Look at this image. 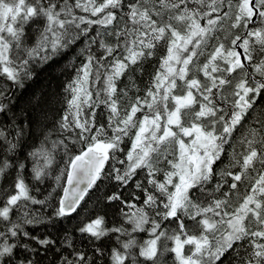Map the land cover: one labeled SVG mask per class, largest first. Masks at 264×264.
<instances>
[{
	"label": "snow or ice",
	"instance_id": "1",
	"mask_svg": "<svg viewBox=\"0 0 264 264\" xmlns=\"http://www.w3.org/2000/svg\"><path fill=\"white\" fill-rule=\"evenodd\" d=\"M0 79V264H264V0H0Z\"/></svg>",
	"mask_w": 264,
	"mask_h": 264
},
{
	"label": "trees",
	"instance_id": "2",
	"mask_svg": "<svg viewBox=\"0 0 264 264\" xmlns=\"http://www.w3.org/2000/svg\"><path fill=\"white\" fill-rule=\"evenodd\" d=\"M34 37H35V34H34ZM162 54L163 52L158 53L157 57ZM157 57L153 58V62L156 61ZM200 59L203 60L204 57H201ZM80 63H81V58L79 56L70 55L69 57L59 61L58 63H54L50 67H47L45 71H42L40 73V75L35 79V81L29 82L31 83L32 87L36 90L37 93L44 91V92H50V93L57 94L54 100V104H53V117H55L57 112L62 113L63 110L67 107V102L64 99V97H66L68 94L64 92V86L75 78L76 69L80 66ZM145 69H146L145 74H143L142 77H139L136 81L141 91L139 93H136L135 89H133L129 91V96H133L137 94L143 95V89L146 87L145 81L149 79L148 73H151L153 70L151 67V64H146ZM3 83L4 81L0 79V85H2ZM125 83H127V81H124L122 79L120 82V87H123ZM100 88H102V84H96L94 85L92 90L95 92L96 90H99ZM14 92L17 96L19 95V92L15 89H10L8 92V95L12 96ZM23 106H24V102L21 101L19 104V107H23ZM102 107L103 106H101V108ZM101 108L96 109L98 114L101 113ZM106 120H107V110L105 109L103 111V119L101 120V122H106ZM128 145H129V140L126 137L125 144L123 146L127 147ZM226 149H227V146H226ZM47 183L50 184L52 183V181H47ZM101 187L103 188L104 185H101ZM240 190L241 192L243 191L242 188ZM130 191H132V189H130ZM102 194L103 193H96V194L90 193L91 199H88L86 197V200H88L87 205L85 206L84 204H82L81 205L82 210L78 209V211L80 212V215L76 217L75 219H71L70 222H66V226L69 229V231H72L73 229H75L76 225L79 222L86 221L87 218H89L93 214L107 213V221L108 222L112 221L113 212H116L118 210L112 207H106L103 204H99L97 202V196H102ZM125 195L127 196L128 193H125ZM38 198H43V197L40 196ZM131 202L139 204L138 201H131ZM35 207L38 208L39 206H35ZM49 211H51V209H49ZM73 215L75 216V214ZM116 219L117 221L119 220V215L116 216ZM75 235L78 237L79 233H75ZM139 237L142 239L148 238L146 233H140ZM77 243H78V246L82 247V249H86L88 247L87 241H82V242L77 241Z\"/></svg>",
	"mask_w": 264,
	"mask_h": 264
},
{
	"label": "water",
	"instance_id": "3",
	"mask_svg": "<svg viewBox=\"0 0 264 264\" xmlns=\"http://www.w3.org/2000/svg\"><path fill=\"white\" fill-rule=\"evenodd\" d=\"M240 51H242V50H240Z\"/></svg>",
	"mask_w": 264,
	"mask_h": 264
}]
</instances>
